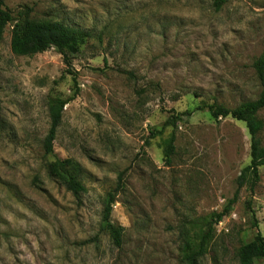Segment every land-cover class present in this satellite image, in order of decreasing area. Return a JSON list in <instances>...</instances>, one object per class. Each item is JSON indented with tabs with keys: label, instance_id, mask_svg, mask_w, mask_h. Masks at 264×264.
Here are the masks:
<instances>
[{
	"label": "rangeland",
	"instance_id": "rangeland-1",
	"mask_svg": "<svg viewBox=\"0 0 264 264\" xmlns=\"http://www.w3.org/2000/svg\"><path fill=\"white\" fill-rule=\"evenodd\" d=\"M212 1L3 0L91 38L66 67L53 48L13 55L10 28L4 32L0 264H182L180 248L197 242L250 161L244 123L214 121L207 106L233 109L261 92L253 64L264 51V0H227L219 11ZM48 97L71 99L53 156L42 146ZM183 113L176 128L163 127ZM258 118L264 123V110ZM171 133L166 166L162 145ZM260 138L264 146V129ZM56 158L81 167L79 202L58 182ZM119 174L124 187L115 193ZM259 175L214 227L199 264H238L239 247L257 232L264 237V167ZM108 193L120 248L100 231Z\"/></svg>",
	"mask_w": 264,
	"mask_h": 264
},
{
	"label": "trees",
	"instance_id": "trees-1",
	"mask_svg": "<svg viewBox=\"0 0 264 264\" xmlns=\"http://www.w3.org/2000/svg\"><path fill=\"white\" fill-rule=\"evenodd\" d=\"M226 2L227 0H213L212 7L215 11H219ZM31 13L32 8L27 6L12 11L4 5L3 0H0V45L4 32L9 27V46L13 55L31 57L53 48L62 56L64 65L69 67L71 56L78 53L80 47L91 38L90 31L67 26L61 22L37 21L32 18ZM253 70L261 87V92L256 100L241 103L233 109H227L217 104L207 106L210 117L214 121L231 117L244 123L250 137V161L240 172L233 197L225 203L221 212L212 213L203 221V230L199 234L197 242L194 244L184 243L180 248L182 264H199L205 255L206 243L212 235L214 227L230 214L237 202L240 190L247 187L252 192L260 180L259 169L264 167V146L260 134L264 129V123L258 118V114L264 110V51L260 58L254 62ZM73 84L76 85V79H73ZM70 100L59 97L47 98L49 128L42 143L46 156H53L54 154L53 143L62 122L64 108ZM183 114L169 117L163 127L176 128L181 116L190 113ZM174 142L175 136L173 133L163 142V158L166 166H169L171 157L174 155ZM53 169L57 174L58 182L79 202L81 196L86 193V188L81 181V167L69 159L56 158ZM123 182V177L119 174L115 193L122 190L124 187ZM113 193H108L105 197L100 231L108 236L114 247L120 248L122 245V228L111 221L112 208L115 203ZM252 228H257L255 221L252 223ZM236 258L238 264H264V237L257 232L251 241L239 247Z\"/></svg>",
	"mask_w": 264,
	"mask_h": 264
}]
</instances>
